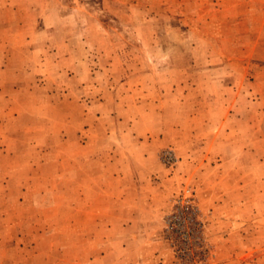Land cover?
Returning <instances> with one entry per match:
<instances>
[{"label":"rangeland","instance_id":"1","mask_svg":"<svg viewBox=\"0 0 264 264\" xmlns=\"http://www.w3.org/2000/svg\"><path fill=\"white\" fill-rule=\"evenodd\" d=\"M103 172L168 179L170 264H264V0H0V264H122L89 257Z\"/></svg>","mask_w":264,"mask_h":264},{"label":"crops","instance_id":"2","mask_svg":"<svg viewBox=\"0 0 264 264\" xmlns=\"http://www.w3.org/2000/svg\"><path fill=\"white\" fill-rule=\"evenodd\" d=\"M110 176L105 172L100 173V185L91 186L94 197L89 206V224L95 227H121L122 234L117 240L118 247L114 248L113 239L107 237L105 251L102 253L92 247L89 257L121 258L122 264H170L168 249L160 237L162 215L168 209V179L161 178L160 182L150 184L145 174L140 183L133 181V188L115 190L108 183L112 178ZM125 179L130 182V177ZM83 213L81 208L80 227L85 223Z\"/></svg>","mask_w":264,"mask_h":264},{"label":"built area","instance_id":"3","mask_svg":"<svg viewBox=\"0 0 264 264\" xmlns=\"http://www.w3.org/2000/svg\"><path fill=\"white\" fill-rule=\"evenodd\" d=\"M167 158L170 159V155H167ZM195 214L196 211L189 198L177 199L165 220L166 232L171 244L183 263L193 258V249H198L201 242L199 230L198 232L194 230L193 233Z\"/></svg>","mask_w":264,"mask_h":264}]
</instances>
